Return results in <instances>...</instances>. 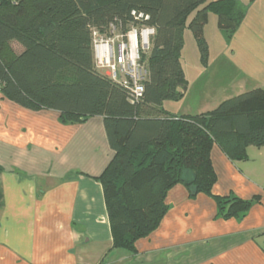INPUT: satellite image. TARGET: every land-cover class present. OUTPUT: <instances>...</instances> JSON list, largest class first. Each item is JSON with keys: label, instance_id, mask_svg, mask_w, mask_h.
<instances>
[{"label": "trees", "instance_id": "obj_1", "mask_svg": "<svg viewBox=\"0 0 264 264\" xmlns=\"http://www.w3.org/2000/svg\"><path fill=\"white\" fill-rule=\"evenodd\" d=\"M144 13L147 20L132 15ZM209 12L221 30L243 16L235 0H0V92L31 109H54L62 124L101 116L113 154L98 175L110 223L112 247L135 251L167 210L166 193L183 184L190 198L210 195L218 215L240 217L253 199L212 193L216 180L210 149L217 144L232 161L247 159L248 146H264V88L219 102L200 114L172 115L167 100L180 99L184 30L202 56ZM121 33L132 26L155 29L141 55L147 75L142 95L100 71L92 31Z\"/></svg>", "mask_w": 264, "mask_h": 264}, {"label": "crops", "instance_id": "obj_2", "mask_svg": "<svg viewBox=\"0 0 264 264\" xmlns=\"http://www.w3.org/2000/svg\"><path fill=\"white\" fill-rule=\"evenodd\" d=\"M245 87L238 92L264 83ZM58 117L0 92V264H264V146H248L238 161L217 144L210 149L212 193L253 199L242 216L218 215L210 195L190 198L178 183L157 227L130 252L112 247L93 178L113 154L103 118L62 124Z\"/></svg>", "mask_w": 264, "mask_h": 264}, {"label": "rangeland", "instance_id": "obj_3", "mask_svg": "<svg viewBox=\"0 0 264 264\" xmlns=\"http://www.w3.org/2000/svg\"><path fill=\"white\" fill-rule=\"evenodd\" d=\"M235 2L243 16L233 30L219 29L216 14L209 12L203 32L205 57L191 30H184L180 61L185 93L180 99L163 102L170 114H200L245 85L246 89L264 83V0Z\"/></svg>", "mask_w": 264, "mask_h": 264}, {"label": "built area", "instance_id": "obj_4", "mask_svg": "<svg viewBox=\"0 0 264 264\" xmlns=\"http://www.w3.org/2000/svg\"><path fill=\"white\" fill-rule=\"evenodd\" d=\"M136 20H147L144 13L132 11ZM155 29L152 26H132L125 33L109 25L108 34L92 31V43L96 67L113 81L127 88L131 100H137L144 90L143 81L147 75L141 55L149 50L150 38Z\"/></svg>", "mask_w": 264, "mask_h": 264}]
</instances>
